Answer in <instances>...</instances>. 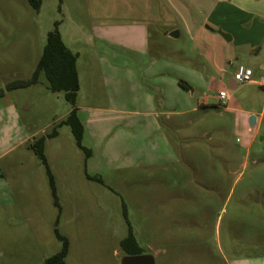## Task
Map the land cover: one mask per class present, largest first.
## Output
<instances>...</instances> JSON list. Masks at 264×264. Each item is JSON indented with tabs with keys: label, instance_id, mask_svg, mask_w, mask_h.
<instances>
[{
	"label": "rangeland",
	"instance_id": "374dc122",
	"mask_svg": "<svg viewBox=\"0 0 264 264\" xmlns=\"http://www.w3.org/2000/svg\"><path fill=\"white\" fill-rule=\"evenodd\" d=\"M213 1L63 0L58 11V0H42L36 12L28 0H0V88L31 76L55 21L65 18L64 39L72 50L80 52V65L92 51L86 45V36L92 31L96 35L103 32L102 26H115L112 33L126 36L141 29L135 25L143 24V39L150 50L148 60L160 58L180 68L193 86L186 92L191 104L197 108L199 102L207 104L197 114L200 119L188 129L197 138L184 150L177 149L174 163L125 169H114L119 156L125 152L129 160L134 159L145 140L141 142L137 131L129 129V122H120L118 127V121L134 118L117 112V125L111 123L108 129L109 142L103 148L96 147L99 153L87 167L88 173L102 177L104 185L85 177L84 153L76 146L69 127L59 128L60 136L50 142L47 152L60 205L57 225L58 210L53 205L45 168L36 155L24 145L2 158L0 195L10 189L13 197L6 193V205L0 206V264H42L61 247L55 227L69 242L67 264H119L124 252L118 237L127 232L122 202L145 253H152L147 248L150 242L160 250L156 264L168 260V219L181 220V226L191 228L195 227L193 221L206 226L203 234L194 229L180 234L181 248L174 250L179 264L191 262L184 246L203 240L220 244L223 261L259 264L264 260V113L259 129L251 127L240 113L250 109L259 114L264 107V91L247 82L231 89L229 73L219 71L229 68L227 60L220 59L218 42L222 37L200 24ZM183 17L190 21L188 26L182 23ZM71 30L79 41L69 42L66 32ZM172 31L180 36L169 38L167 34ZM111 40L97 41L102 63L110 59L109 55L116 63L121 61L119 50L129 42L127 38ZM224 44L229 53L231 42ZM127 63L135 65L129 58ZM238 65L250 67L252 78L259 74L264 77L258 65L249 63L245 56L235 62ZM46 86L41 73L37 84L6 92L0 99V108H7L0 113V121L5 115L9 119L5 124L0 122V152L15 137L9 102L16 104L25 121L45 127L46 133L69 107L62 93H52ZM220 89L228 95L226 105L218 99ZM126 107L133 113L140 111L137 103ZM195 252L188 250L191 257Z\"/></svg>",
	"mask_w": 264,
	"mask_h": 264
},
{
	"label": "crops",
	"instance_id": "0c3cea01",
	"mask_svg": "<svg viewBox=\"0 0 264 264\" xmlns=\"http://www.w3.org/2000/svg\"><path fill=\"white\" fill-rule=\"evenodd\" d=\"M64 20L59 21L58 29L65 45L72 52L78 54L76 68L79 78V90L77 92L75 106L77 108V116L84 127L82 144L91 150V156L84 160V174L86 172L88 175L94 176L87 172L88 163L99 153L96 147L103 148V145L109 142L108 129L111 123L112 125L113 123L117 125L115 122L117 121L115 118L119 117L116 115L117 112L134 118V120L122 119L118 121L117 126H120V122H122L123 125L129 122L131 125L129 129L131 128L133 132L134 130L135 132L137 131L139 140H141V142L142 140L145 141L140 143L137 151L138 155L134 156V159L131 158L129 160L125 152L120 155L114 169L174 163L176 161L175 152L177 149L184 150L188 147V143L197 138V135L194 136L188 133V129L200 119L197 114L199 110H203L205 105H207L204 102H199V108H197L191 104L188 96H186V92L192 90L193 86L183 77L181 69L177 68L171 62L164 61L160 58L157 60H151L150 58L148 60L147 56L150 50L143 39V37L146 36V26L144 27L143 24L135 25L141 27V29L130 32L126 36H124L122 32L112 33L111 29L115 26L108 28L102 26L100 28L103 32L98 31L96 35H94L92 31L90 35L86 36V45L89 46L92 51H90L89 56H85L86 59L83 64L80 65V52L72 50L64 39V32L62 31ZM182 23L188 26L190 21L183 17ZM200 24H206L205 29L210 32L217 33L218 30H221L230 36V40H225L220 35L222 40L218 43H220L221 50L220 59L227 60V66H229V68H220L219 71L221 73H229L230 78H228V83L231 89H235L238 83L233 79V71L230 67H235V62L241 60L242 56H245L249 63H256L261 73L264 72V0H214L208 8V12L202 17ZM197 31L201 30L198 29ZM170 33L171 32L167 35L169 38H172L169 36ZM66 34L67 37H69L70 43H72V41H79L77 40V35H74L72 30L70 33L66 32ZM113 37H117L119 39L117 41H121L123 38L129 40L127 45L119 50V55H122L123 58L116 63L111 59L109 53L106 52L110 59H105V62L102 63L97 49V41L110 42ZM224 42H231L232 48H229L231 49L229 53L225 51L226 47ZM128 58L135 62L134 66L128 65ZM229 58L233 59L230 60ZM246 68L250 69V67ZM195 76L197 77L198 73H196ZM252 76L247 84L262 88V86H264L263 75L259 74L256 78H252ZM198 77L201 78L200 75ZM179 80L187 83L190 89L182 88L178 84ZM220 91H223V89H220L219 92ZM5 96L6 93L0 99ZM226 101L223 103L224 105H226ZM262 101L264 105V97ZM131 103H137L140 106V111L133 113L132 110L124 109L127 108V104L129 105ZM9 105L11 131L15 137L14 139L12 138L7 147L0 152V160L11 155L24 145L27 146L29 151H32L30 144L33 139L47 134L44 129L45 127L38 128L32 126L30 122L25 121L13 101L9 102ZM225 109H229V107L226 106ZM5 110H7V108H0V113ZM70 110L71 106L69 104L65 112L59 117H56L51 124L55 125L58 121L64 119ZM240 113L247 117L248 121L251 115L255 116L254 124L251 127L260 128L264 107L259 114L250 109L241 110ZM4 120L5 122L9 121L7 115H5V117L3 116V120L1 121L4 122ZM5 122L3 124H5ZM3 124H1V126H3ZM65 126L66 125L59 128ZM59 136L60 131L58 130L55 137L47 138L45 141L44 153L49 168L50 164L47 154L48 145L53 139H57ZM100 152L102 153V150H100ZM104 158L106 159L105 156H102V160ZM122 158H124V160H122ZM125 158H128V160H125ZM3 174V170L0 168V176H4ZM188 182H190V180H188ZM8 192H10V189H4L1 192L0 206L6 205L5 194ZM8 195L12 196V193L10 192ZM170 217H175V215H170ZM167 223L170 224L167 228L165 242V254L168 255V260L164 262V264H179V261H177V254L174 250L177 252V250L181 248L178 245L180 234L190 229H194L196 232L203 234L205 233L206 226L202 227L194 221L192 222L195 226L193 228H191L192 226L190 225L181 226V220L175 221V219H168ZM132 231L136 241L140 245L138 232L134 227H132ZM126 235L127 232L125 235H120L118 237L119 246L121 240L124 239ZM219 245V243L215 244L205 240L198 244L196 243L194 246L188 244L184 246L183 244L184 249L187 251V257H190L188 261L191 262L188 264L246 263L245 260L238 259H235L233 262L227 260L223 261ZM147 248L152 253L142 254L153 255L156 264V256L159 254L160 250L156 249L152 242H150V244L147 243ZM189 249L196 250L195 257H191V253H188ZM125 255L127 254H124V256ZM259 264H264V260L259 262Z\"/></svg>",
	"mask_w": 264,
	"mask_h": 264
},
{
	"label": "trees",
	"instance_id": "16d2710c",
	"mask_svg": "<svg viewBox=\"0 0 264 264\" xmlns=\"http://www.w3.org/2000/svg\"><path fill=\"white\" fill-rule=\"evenodd\" d=\"M62 2L63 0H58V11H61ZM28 3L34 11L38 12L40 10L42 0H28ZM59 23V21L53 22L52 30L47 32L45 45L42 48L41 56L37 61L36 67L31 76L25 79L13 80L5 84L3 88H0L1 98L6 92L16 89H25L37 84L39 82L40 74L43 73L47 80V89L52 93H63L65 101L71 106V110L68 115L64 119L58 121L49 133L34 138L30 144V148L46 171L53 205L58 210L55 220L56 225L59 222L60 205L56 192L55 179L50 171L44 153L46 139L55 137L58 133V128L66 125L70 129L76 146L84 153L85 159L91 156V150L82 144L84 127L77 116V108L75 106L76 96L79 90V78L76 68L78 54L72 52L63 42L58 29ZM178 84L184 89H190L189 85L182 80H179ZM85 175L89 180H93L104 185L100 176H90L86 172ZM122 214L127 224V235L120 242L122 251L127 255H139L145 253V250L138 244L134 237L132 227L128 220L127 208L124 202H122ZM54 234L57 240L61 243V247L56 253L46 257L42 264H66V256L69 250L68 239L65 235L59 232L57 227L54 228Z\"/></svg>",
	"mask_w": 264,
	"mask_h": 264
},
{
	"label": "water",
	"instance_id": "95a60500",
	"mask_svg": "<svg viewBox=\"0 0 264 264\" xmlns=\"http://www.w3.org/2000/svg\"><path fill=\"white\" fill-rule=\"evenodd\" d=\"M217 33L221 35L225 40H230L228 34L218 30ZM172 38H177L179 36L178 31H173L169 34ZM264 90V86H262ZM255 116L251 115L249 118V125L253 126ZM119 264H155L154 257L151 254H140V255H125L120 258Z\"/></svg>",
	"mask_w": 264,
	"mask_h": 264
},
{
	"label": "built area",
	"instance_id": "2783aa9c",
	"mask_svg": "<svg viewBox=\"0 0 264 264\" xmlns=\"http://www.w3.org/2000/svg\"><path fill=\"white\" fill-rule=\"evenodd\" d=\"M251 76H252L251 69L246 68L243 65H238L233 68V79L238 84L249 82ZM218 97L222 101V103H224L228 99V96L224 91H220Z\"/></svg>",
	"mask_w": 264,
	"mask_h": 264
}]
</instances>
